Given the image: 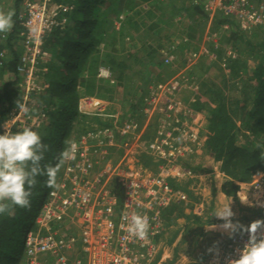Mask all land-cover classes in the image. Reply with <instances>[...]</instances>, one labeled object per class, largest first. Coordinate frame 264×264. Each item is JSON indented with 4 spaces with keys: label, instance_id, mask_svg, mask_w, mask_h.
<instances>
[{
    "label": "trees",
    "instance_id": "trees-1",
    "mask_svg": "<svg viewBox=\"0 0 264 264\" xmlns=\"http://www.w3.org/2000/svg\"><path fill=\"white\" fill-rule=\"evenodd\" d=\"M53 1L70 9L64 14V23L44 39L43 47L49 58L39 66L37 73L42 90L28 92L35 109L33 114L41 111L49 119L40 122L35 129L49 146L43 164L56 162L75 122L81 128L79 132L84 131L82 122L87 117H79L77 112L80 98L113 102L120 95L125 108L121 117L137 114L138 102L147 84L153 79L162 80L163 74L169 76L168 65L163 64L159 52L162 44L151 43L158 39L156 36L164 27L173 25L175 16L188 19V35L198 34V40L206 24V14L189 0ZM22 2L12 0L6 5V12H15L14 26L10 32L0 33V134L1 124L16 108L15 100L24 94L19 71ZM255 2L264 7V0ZM113 18L119 22L118 28L113 26ZM222 23H229L231 27L227 35L220 37L216 47L210 45L215 61L202 69L204 72L217 70L218 78L204 80L197 77L195 70L191 71L199 82L195 93L185 102L197 114L198 133L210 154L193 169L200 173L213 170L222 173L220 191L231 201L232 209L239 211L238 183L250 182L264 169V158H261L264 157V29L254 28L245 34L233 20L221 14L215 15L211 28ZM226 46L238 53L246 47L249 57L226 55ZM101 68H106L111 78L98 76ZM60 176L61 171L57 179ZM209 178L210 199L200 214L195 212L197 197L187 189V184L180 187L176 182L171 185L182 189L191 202L172 204L162 212L166 229L177 225L182 229L181 247L189 254H193L204 240L202 225L223 223L212 215L217 209L214 205L215 180L213 175ZM43 179L38 178L32 190L30 210L15 208L11 214L0 215V264H18L23 258L19 246L34 226L35 216L50 190L44 187ZM261 216L264 210L253 209L236 219L245 222ZM176 232H171V239Z\"/></svg>",
    "mask_w": 264,
    "mask_h": 264
},
{
    "label": "built area",
    "instance_id": "built-area-1",
    "mask_svg": "<svg viewBox=\"0 0 264 264\" xmlns=\"http://www.w3.org/2000/svg\"><path fill=\"white\" fill-rule=\"evenodd\" d=\"M189 1L206 14V29H211L217 14L233 20L243 31L264 29V7L255 0ZM69 9L53 0H23L19 14L22 28L19 71L23 81L22 99L27 102L29 111L22 113L17 108L12 109L1 124L2 134L8 125L13 132L35 126L28 92L42 90L37 73L39 66L49 58L43 47L44 39L64 23V14ZM230 27L229 23H222L214 31L207 30L205 41L216 47L220 32L227 33ZM176 47L172 42L159 49L163 64L174 62ZM182 78L185 77L176 75L168 81L147 84L139 102L141 122L136 120L137 114L122 118L118 112H104L99 106L100 99L80 98L78 113L97 116L99 125L88 124L73 140L79 148L77 158L64 164L57 179L58 187L47 192L34 226L24 236L23 264H150L158 261L160 241L167 230L163 210L172 204L188 202L187 194L173 187L171 182L183 187L199 177V172L193 169L196 164L192 154L204 145L198 133L197 114L177 97ZM92 105L98 106L96 113ZM155 110L160 116L156 125L150 122ZM193 116L197 122H192L191 127L187 120ZM137 151L145 154L144 162L136 157ZM215 176L223 174L217 171ZM246 190L251 197L250 204L264 209V169L246 183ZM132 214L148 218L150 231L146 239L134 238L127 232L123 217L130 219ZM256 219L264 220V216L249 218L244 225ZM260 235L257 234L258 239ZM247 241L246 232L228 234L211 245L212 258L208 264H230L239 257Z\"/></svg>",
    "mask_w": 264,
    "mask_h": 264
},
{
    "label": "clouds",
    "instance_id": "clouds-1",
    "mask_svg": "<svg viewBox=\"0 0 264 264\" xmlns=\"http://www.w3.org/2000/svg\"><path fill=\"white\" fill-rule=\"evenodd\" d=\"M14 15V10L0 11V33L12 30ZM14 103L18 111H29L27 102L22 98L16 99ZM48 150L49 146L32 128L24 127L13 132L11 125L4 127L3 134H0V215L11 214V210L15 208L30 210V198L32 190L38 184V178H44V187L57 188L60 169L66 162L76 160L79 148L76 142H68V146L60 151L54 164H43ZM212 215L223 221L219 227L230 235L237 231L248 234V241L240 250L239 257L230 261V264H264V220L256 219L247 226L238 221L234 223L230 202L217 208ZM123 219L127 222L130 236L140 240L147 238L150 231L147 217L132 214L130 219L126 215ZM258 233L261 234L259 239Z\"/></svg>",
    "mask_w": 264,
    "mask_h": 264
},
{
    "label": "rangeland",
    "instance_id": "rangeland-1",
    "mask_svg": "<svg viewBox=\"0 0 264 264\" xmlns=\"http://www.w3.org/2000/svg\"><path fill=\"white\" fill-rule=\"evenodd\" d=\"M11 2H12V0H3V1L0 0V11L6 12V5L8 3L11 4ZM144 6H145V4H144ZM123 15H124V13L120 14L119 18L122 19ZM111 21H112L113 26L115 28H118L119 22L116 21L114 18ZM188 25H189L188 19L184 18L182 15H177L173 19V25L170 27H164L159 32V34L156 36L158 39L155 42L151 43L152 45H156L158 43L162 44L161 48H166L172 42L176 44V46H177L176 47V49H177L176 58L172 64L168 65L169 70H167V72L169 71V76H167V74H163L162 80H159V82L168 81L169 79H171L172 77H174L176 75H179L180 77H185L184 79L182 78V81L180 84L181 87H180V90L177 94L178 99L180 101H182V103L183 102L186 103L185 102L186 98H188V96L194 94L195 91L197 90V87H198L197 84L199 82L197 77L198 78L201 77L204 80H209V79L214 80V79L218 78V74H219L217 72V70H215V69L212 71H209V72L202 71V69L204 70L205 67H208L211 62L215 61V56H214L213 52L210 50V45L213 46V44H212V42H206L204 39V37L206 35V31L207 30L214 31L217 28L203 29L201 37L198 40V37H199L198 34H195V35L193 34L194 35L193 37H189ZM211 27H212V25H211ZM242 32H244L246 34V33H249L250 31H247V30L243 31L242 30ZM222 35H227V33H221L220 32V34L217 38V45H218L220 37ZM224 50H225L226 55L235 56L236 54H242V56L246 57V58L249 57V53H250V51L248 49H246V47L244 49H242V53L235 52L234 50L231 49L230 46H226L224 48ZM219 63H220V66H222V67L224 66V63L222 61H220ZM193 70H195V72L198 73L197 77H196V75H194V74L192 75L190 73ZM98 76L104 77L106 79L111 78V76L107 72L106 68H101L98 72ZM163 78H165V79H163ZM37 81L40 83V79H37ZM151 81H158V80L153 79ZM117 98L118 99L116 101H113V102H108L106 100L100 99L102 102L100 101L101 105H99V106L102 108V110L104 112H107V113L118 112L119 115H122L125 108L121 105L122 99H121L120 95L117 96ZM139 102H138L136 120H138V122H141L143 119L140 115L141 106H140ZM96 108H98L97 105H92V110L95 113L97 112ZM33 111L35 112V109ZM32 116H33V118L34 117L36 118L35 126L33 128L31 127L34 131L38 127L40 122H46L47 120H49L46 117V115H43V113L41 111H39V112L36 111V113H34V115L32 113ZM80 116H82V114H79V117ZM83 116L87 117V119L86 120L84 119L82 122V126L84 127V129H85V127H88V124L99 125V121H97L98 120L97 116H95V115H83ZM159 118H160V116H158L157 111L155 110V111H153V113L150 117V122L152 124L156 125V122ZM195 121L197 122V118L195 116H193L192 118H189L187 120L188 125L192 124V122L194 123ZM75 123H76L75 128H73V130H71L69 132V135L67 136L66 142L63 143V149L68 146V142L73 141L75 138H77V136H79L83 133V131L79 132L81 130V128L77 125V122H75ZM79 128H80V130H79ZM209 156H210L209 152L205 149L204 145H202V146H200V148H197L194 150V152L192 154V161L195 162L196 166H198V164L200 162L207 160ZM136 157L140 161H143V162L147 159L145 154H143L142 152H139V151H137ZM60 171L62 174L63 167L60 169ZM197 180L198 179H195L194 182H191V183L186 182V184L188 187H191L189 189L192 192L193 196H195V197L199 196L200 199H203L202 197H204V202H207V200L210 199V191H211L209 179L208 178L205 179L204 177H202V180H199V181H197ZM200 181L203 182L204 185H206V190L203 192L200 191L202 189L200 187V184L198 183ZM246 193H247L246 183L240 184L239 185V191L237 193V199H238V203L240 205L241 210H239V211H237L238 209L233 210L234 215H240V216L241 215L244 216L245 214L248 215L251 212V210H253V209L264 210L261 208L256 209V207L251 205L250 204L251 199H249L251 197L247 195L248 193L247 194ZM241 196H243V197H241ZM241 198H245V200H242ZM188 202H191V200L189 198H188ZM223 205H221V206H223ZM239 223L244 225V222L240 221ZM227 235H224V237H220V238L216 237L210 241H201L200 244L198 245V248L196 249V251L194 253L192 252L193 254H191V255L201 257V262L198 264H208L209 260H211V258H212L211 245H213L215 242H218L219 240L225 238ZM180 243H182V242H180ZM160 245H161V242H160ZM19 248H20V250H23L22 241H21ZM18 264H23V258L20 260V262ZM191 264H195V263H191Z\"/></svg>",
    "mask_w": 264,
    "mask_h": 264
},
{
    "label": "crops",
    "instance_id": "crops-1",
    "mask_svg": "<svg viewBox=\"0 0 264 264\" xmlns=\"http://www.w3.org/2000/svg\"><path fill=\"white\" fill-rule=\"evenodd\" d=\"M206 28H207V26L205 24L204 29H206ZM201 163H203V162H200L198 165H200ZM216 173H217L216 170H213L210 173H202V172L200 173L199 172V177L197 178L198 179L197 181L202 180V177H204L205 179L206 178L210 179L209 177L213 175L214 180H215L214 181V187H215L214 205L217 208H219V207H222L221 205H223V204L225 205V204H228L229 202L231 203V201L229 199H226V197L220 191V186H221V183L223 181V176L216 177L215 176ZM198 183L200 184V187L202 188L200 191L201 192L205 191L206 185H204V183L201 181ZM209 184H210V180H209ZM240 184H242V183H240ZM240 184L238 183V185H240ZM202 198L203 199H200V197L197 196V199L199 201H198V204H196V206H195V212H197L199 214L204 210V205H205L204 197H202ZM197 205H198V207H197ZM231 209H232V207H231ZM232 211H233V209H232ZM238 216H240V215H234L232 217V220L234 223L237 221L238 222L241 221V220L236 219ZM216 219H218V218L216 217ZM221 224L222 223L214 222L211 224L202 225L201 229H202V233H203V235H202V238L204 239L203 241H210L216 237L220 238V237H224V235H227L228 232L219 227V225H221ZM213 226H215V227H213ZM173 230H176L177 232H176V235L174 236V238L171 239V232H173ZM182 237H183L182 229H179L178 225L175 227L168 228L167 231L165 232V234L162 236V239L160 241L161 245H160L159 258L157 257L156 260H158V261L154 262V264H191V263L198 264V263H200L201 257L194 256V255L192 256L191 254H189L188 252H186L185 250L182 249V247H181L182 243H180L182 240ZM167 238H169L171 240L166 241ZM152 263H153V261L150 264H152Z\"/></svg>",
    "mask_w": 264,
    "mask_h": 264
},
{
    "label": "bare ground",
    "instance_id": "bare-ground-1",
    "mask_svg": "<svg viewBox=\"0 0 264 264\" xmlns=\"http://www.w3.org/2000/svg\"><path fill=\"white\" fill-rule=\"evenodd\" d=\"M243 197V196H242ZM243 200H245L244 198H242Z\"/></svg>",
    "mask_w": 264,
    "mask_h": 264
}]
</instances>
